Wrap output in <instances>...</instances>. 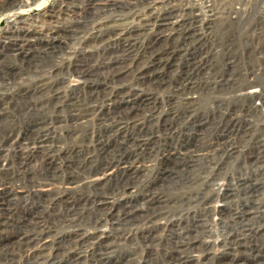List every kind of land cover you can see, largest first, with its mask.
Masks as SVG:
<instances>
[{"label": "rangeland", "instance_id": "374dc122", "mask_svg": "<svg viewBox=\"0 0 264 264\" xmlns=\"http://www.w3.org/2000/svg\"><path fill=\"white\" fill-rule=\"evenodd\" d=\"M27 1L45 2L0 0V151L10 161L14 158L11 162L17 169L15 163L26 158L36 142V138L25 141L30 139L27 137L47 131L53 138L51 172L56 178L45 189L46 197L34 199L23 197L19 184L4 185L0 178V203L8 212L6 218L40 216L50 222L64 217L63 201L70 198L74 203L70 209L81 218L76 226L57 228L43 241L47 242L43 251L38 245V258L31 264H96L93 257L98 256V249L118 242L121 245L111 256L117 263L170 264L171 233L193 221H200L204 231L188 252L187 264H230L234 260L264 264V252L258 256L250 248L244 253L229 250L230 213L238 208L239 199L237 203L236 199L226 200L228 188L234 186L237 178L257 184L259 214L252 223L255 229L262 227L260 239H264V176H259L264 172V153L256 162L248 155L254 151L253 140L233 143L237 142L235 134L241 122L252 124L249 128L253 139H264V0H48L40 10L23 13L21 21L17 20L15 11ZM71 3L80 6L76 20L74 11L67 8ZM51 6L63 9L64 24L69 26L68 20L72 22L74 18L73 24L77 25L68 33L59 34L52 27L49 31L41 17L45 14L47 18ZM170 7L181 11L180 15L177 12L178 19L185 22L193 11L196 26L194 20L188 21L187 26L195 27L194 38L177 51L180 56L172 64L158 67L163 81L148 93L149 101L143 109L138 114H118L111 110L109 100L131 88L134 80L125 77L123 83L94 92L96 83L90 76L105 62L99 57L101 50L87 45L99 26L120 25L118 28L123 29L119 21L123 17L140 12L164 14ZM193 14L190 17L194 19ZM169 31L164 34L166 37L167 33H174ZM164 49L173 52L171 43L156 46L155 51ZM114 51L118 50L111 49L110 53ZM140 64L131 67L138 66L140 71ZM189 87L193 92L183 91ZM189 97L194 101L189 103ZM86 110H91L87 117L72 121L74 115ZM35 125L39 126L33 128ZM223 136L226 138L221 142ZM224 141L226 147H220ZM232 144L236 152L231 151ZM105 147L107 153L102 150ZM167 149L188 154L164 162ZM40 165L38 160L32 162L31 177L41 171ZM69 167L71 173L74 171L75 182H68ZM83 167L104 169L95 177L105 176L101 192L91 183L94 177L89 181L82 179ZM207 185L211 187L203 191ZM148 190L164 196L163 205L154 214L128 223L126 228L118 226L115 216L130 201L147 196ZM100 193L108 197L104 211L93 207L94 198ZM231 195L238 197L234 192ZM88 214L90 220L86 219ZM11 228L0 230V264H26L24 254L18 252L19 246L11 239L18 233L36 230L26 226ZM147 230L152 234L145 239ZM255 257L258 258L253 261Z\"/></svg>", "mask_w": 264, "mask_h": 264}, {"label": "bare ground", "instance_id": "6f19581e", "mask_svg": "<svg viewBox=\"0 0 264 264\" xmlns=\"http://www.w3.org/2000/svg\"><path fill=\"white\" fill-rule=\"evenodd\" d=\"M87 1L88 0H86V2ZM48 3H49L48 0H45V2L41 1L40 3H33L30 1H27L21 6V9L19 8L17 11H15L14 17L17 18V20L21 21L23 13L30 12L32 10H34V11L40 10L42 8V5H44V4L46 5ZM72 4L73 3H71V5ZM71 5L68 6L67 8L74 11L73 14H75L74 17L76 20V14H77V11H79L80 6L78 5L79 7H77V5H72V6ZM174 7L173 8L170 7V9H168L169 7L167 9L164 8L165 9L164 11H167L164 14L156 15V14L152 13L151 15L150 14L147 15V12H140V13H137L134 15L131 14L130 17L127 16L128 18H124V17H123V19L120 18L121 20H119V21L123 23V29H121L122 27L118 28V26H120V25H118V26L113 25V26H110L107 28L99 26L98 28H96L97 30L95 31V34L91 38L92 42H89V44L87 45V48L97 47V49H93V50H98V49L101 50L99 57L105 62L104 65H101L100 68H96V70L93 71L92 75L90 76L92 81H94L96 83V85L94 87H92V88H94V92H98L100 90L103 91V89L105 90L106 87H109L110 85H113V84L123 83L122 81L126 80L125 77L132 78L134 80V85L131 88L127 89L126 91L123 90L122 93H120V92L116 93L109 100L113 105L111 110L118 111V114H122L123 112H126V111L128 112V114L130 113V115L133 113L138 114V112L140 110H142L143 107L145 106V104L149 101L150 94H148V93L151 92V90H153V88L159 87L163 81L164 75L163 76H162V74L160 75V73L158 72V70H159L158 67L161 66L162 64H164V65L165 64L167 65L168 63L172 64L173 60L180 56L178 54V52H179L178 50L181 47H183V45L185 46L186 43H189L194 38V35L192 33H194L195 27H192L191 26L192 24L190 26H187V22L188 21L191 22L193 20H194L193 23L196 26V16L193 14V11H191V12L193 14L194 19L190 17V15H191V12H190L189 13V19L187 20V22L180 21L178 19V17L180 15L181 11L178 12V11L174 10ZM51 9H50L51 12L46 13L47 18L45 17V14H44L43 17H41L42 21L40 20L44 24H48L49 31H50V28L52 27L51 29L56 30L59 34H60V32L61 33H63V32L68 33L69 30L73 29L77 25V24H73L74 18L72 19V22H71V20H68V21H70L69 26L67 24L63 23L65 21V17H63L65 12L63 13V9H60V7H58V6L54 7L53 6ZM66 12H67V10H66ZM177 12L179 13V15H177ZM37 19H39V17ZM46 19H49V20L46 21ZM128 19H130L129 23H128V21H129ZM52 20H55V22H52ZM82 25H84V24H82ZM82 25H81V27H82ZM87 26H88V24H87ZM169 30L173 31L174 33L172 34V32ZM167 31L171 32L170 36H169V33H167L168 37H166V35H164ZM56 37H58V36H56ZM60 40H62V39H60ZM168 43H171V49L173 50V52H168L166 49H164L161 52L155 51L156 46H160V45H164V44H168ZM114 48H116L118 51H114V52L110 53V50L114 49ZM79 58L82 60L88 61V59H86L84 56H81ZM137 62L141 63L139 65V66H141L140 71H138L139 70L138 66H135V68L131 67V64L137 65ZM187 85L185 84V86H187ZM42 87H40V88H42ZM186 90L192 91L193 89L191 87L183 89V91H186ZM7 93H9V92H7ZM187 99H188L187 101L189 103H191V101L193 100L191 97H189ZM189 105H191V104H189ZM186 107H188V106H186ZM89 111H91V110H89ZM89 111L86 110L83 112L81 111V113L79 112L80 115H74L72 121H74L76 123L77 121H80L84 116L87 117L89 115V113H88ZM190 121H191V119H190ZM192 124H193V122H192ZM38 126L39 125H35L33 128H37ZM118 126H120V125H116V127H118ZM250 126H252V124L250 122H248L246 124L242 123V122L239 123V126L237 127V129L235 128L236 129V134H235L236 137L235 138H236L237 142L236 143L233 141L232 142L234 144L238 145L240 143H246V142L253 140V150L254 151L250 152L251 154L249 153L248 155H249V159L256 160V162H258L260 157L264 153V139L263 138L253 139V137H252L253 134L249 128ZM40 131H42V130L40 129ZM42 132L43 133H39L38 135L35 133L36 135H34V136H33V133H31L29 135V137H27L30 139H26L25 141L31 142L34 138H36V142L34 143V146L31 147L30 150H28V151H30L29 155L26 158L18 159L17 163H15L17 165V169H13L14 164H13V162H11L12 160H14V158L10 161V159H8V157L5 156L4 151H0V178L5 182L4 185H6L8 183L19 184L17 186L19 189H21V193H22L23 197H25L26 199H34L36 197L44 198V196L46 197L48 191L45 189L56 178V176L54 175V172H51V170L54 169V167H53L54 161L52 158L53 150H52L51 145H50L53 138L47 131H42ZM138 134L140 135L139 132H138ZM174 136L175 135H173V137ZM225 138L226 137H224V136L221 137L220 141L222 142ZM134 140L135 139H133L131 141L134 142ZM26 143H25L26 146H27V144L28 145L30 144V143H27V144ZM226 144H227V141L226 142L224 141L223 143L219 144V146L225 148ZM21 145H23V144H21ZM229 145H230V143H229ZM19 148H20V146H19ZM180 148H178V149H180ZM219 149L221 150V148H219ZM102 150H105L106 153L108 151L106 147ZM175 150L169 149L166 152L164 162H167V160L171 162V160H173L176 155H179L180 157H182V156L188 154L187 152H186L187 154H185V153L182 154V150L176 154ZM235 150H237V148H236V146L234 147V145H233L231 151L233 152ZM221 151H223V150H221ZM106 153H105V155H107ZM7 156H8V154H7ZM34 160H38V162L41 163V165H40L41 171L39 173H37L38 171L36 173L34 172L35 173L34 176L31 177L32 172H33V170H32L33 168H30V166ZM178 160H176V161H178ZM128 163H130V162H128ZM130 164H132V163H130ZM40 167H39V170H40ZM79 167H81V166H79ZM71 168L72 167H69V170H68V182H75V179H76L74 177L75 174L73 173L74 171L72 173L70 172ZM262 168H264V167H262ZM103 172H104V169L93 171L91 169H85V167H83L81 170V176H82V179L87 180V181H89V179H93V177H94V179H93V181H91V183L96 185L97 188L99 189V192H101L100 190L104 185V182H102V179L105 176H103L102 178H95V177L102 174ZM164 173H166V172H164ZM259 176H264V172H261V174H259ZM30 177H31V181H27ZM233 185L234 186H231V187L229 186V188H228L229 192L226 196V200H231L232 202H234L233 200L236 199L235 203H237L238 199H239V201H238V208H236L234 211H231V213H230V221H231L232 226H231V231L227 237L229 240V250L242 253L243 250L246 251V249L250 248L251 251L256 252L259 256L261 253L264 252V249H263L264 239H260V238H262V234H261V228L262 227L260 229H257V228L255 229V227L253 225V223L255 222L254 218H256L255 216H256V213L258 211L257 206H256L257 196L259 194L258 190H257L258 189L257 184H254L252 182V180H249L247 178H237L235 180V184H233ZM210 187H211L210 185H207V188L203 191H206ZM232 192L236 193L238 197L233 198L231 195ZM146 193H148L147 196L144 195V196H141L140 198H138L136 200L130 201L129 206L126 207V209L122 213L115 216V221H116V224L118 226H122L123 228H126L128 223L144 219V218H146V215L150 216L152 213L154 214L157 207L159 205H163L162 200L164 199V196H160V195H157L155 193L149 192V190ZM69 199L70 198L63 201L64 206H65L64 217L62 219H59V220L56 219V221L51 220L50 222H48L47 220L46 221L42 220L40 218V216H39V218H33L34 216L29 217L28 215H25V216H22L21 218L18 217L19 218L18 220L6 218V216L8 215V212H7V210H5L4 204L0 203V230H7L8 227H10V228L13 227V229H20V227H25V226L28 229L31 227V228H34L36 230L33 233H31L32 231H30L29 233H31V234L24 233V232L18 233L17 236H15L14 238L11 239V241L12 240L15 241V243L19 246L20 251H18V252H21L22 254H24V260H25L26 264H31L37 260L38 253H37L36 248L38 247V245H40V249H41V251H43V249L46 247V244H47V242L43 243V241L46 238L50 237L54 232H57L56 231L57 228H59L62 225L76 226L79 223L81 218L77 217L76 212H74L73 210L70 209V207H74L73 206L74 203L72 204ZM107 205H108V197L104 196L102 193L97 194V196L94 198L93 207L96 209H99L101 211H104L106 209ZM13 214H14V212H13ZM257 214H259V213H257ZM263 214H261V215H263ZM29 215H30V213H29ZM10 218H12V217H10ZM90 218H91V214H88L86 219L90 220ZM83 219L84 218H82V220ZM252 221H254V222L252 223ZM196 222L193 221V224L188 225L186 228L177 229L176 231H173L171 233L170 239L168 242L169 250H171L170 251L171 256L169 257V260H168L170 262V264H187L189 262L190 257L188 255V252L195 247L197 239L200 238V237H198V235L203 234V231H204V228H203V225L201 224V222L200 221H196ZM125 233H128L127 229L125 230ZM146 233H147V236L145 239L150 238L152 231L147 230ZM117 236H116V238H117ZM125 236H126V238L124 240H127L128 237H127V235H125ZM115 239H114V241H115ZM154 239H155V237H153V240ZM259 240H263V241L260 243ZM69 241H70V243L71 242L73 243V241L71 239H69ZM120 245H121V242L110 243V244H107V246L106 245L101 246L98 249V256H94L93 260L95 259L96 264H112L115 262H116V264H121V262L117 263V260L116 261L112 260V257H111L114 250L117 249ZM13 247L15 248V246H13ZM59 248H61V247H59ZM96 257H97V260H96ZM231 257L234 258L233 256H231ZM256 258H258V257H255L253 259V261ZM246 260H250V259H246ZM244 263H247V262H245V261L244 262H239V261L236 262L235 260L230 262V264H244Z\"/></svg>", "mask_w": 264, "mask_h": 264}]
</instances>
